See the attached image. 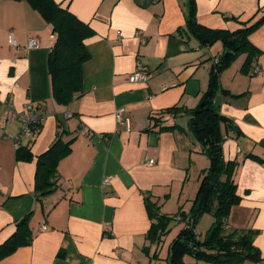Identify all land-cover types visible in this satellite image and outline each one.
<instances>
[{
	"label": "crops",
	"instance_id": "0c3cea01",
	"mask_svg": "<svg viewBox=\"0 0 264 264\" xmlns=\"http://www.w3.org/2000/svg\"><path fill=\"white\" fill-rule=\"evenodd\" d=\"M53 1L93 31L84 40L89 59L82 65L81 92L67 106L52 98L51 26L26 0H0V245L29 213L32 234L29 246L0 264H169L170 244L186 222L176 219L175 227L153 240L147 237L153 223L147 203L159 216H188L210 161L189 130V115L162 112L197 107L224 47L218 41L202 48L194 37L177 32L185 26L189 0ZM194 3L197 22L209 29L235 32L264 16V0ZM30 38L38 46L27 50ZM248 40L259 52L249 74L240 71L242 54L221 73L219 84L228 95L217 93L214 103L227 118L219 126L221 155L224 163L235 164L232 180L239 197L224 234L252 232L264 259V23ZM139 66L147 81L129 83L127 75ZM8 102L19 113L28 103L43 105L45 119L36 137L17 141L32 161H17V148L6 138L19 134V122L1 127ZM120 108L128 126L117 123ZM60 129L65 142L74 138L71 151L58 163L56 190L38 200L35 158ZM150 159L153 164H147ZM183 262L208 264L189 256Z\"/></svg>",
	"mask_w": 264,
	"mask_h": 264
},
{
	"label": "trees",
	"instance_id": "16d2710c",
	"mask_svg": "<svg viewBox=\"0 0 264 264\" xmlns=\"http://www.w3.org/2000/svg\"><path fill=\"white\" fill-rule=\"evenodd\" d=\"M26 2L51 26L54 43L48 54L47 70L51 81L52 98L58 105L67 106L81 92L82 65L89 59L84 40L91 37L93 31L53 0ZM263 23L264 16L253 25L244 24L243 28L235 32L209 29L197 22L194 0H189L185 26L177 30L179 34L186 33L194 37L202 48H209L220 41L224 52L210 67L207 90L196 108L183 110L173 107L162 112L189 115V130L210 161L209 168L203 172L190 213L188 216L180 213L179 218L186 222L187 227L170 244L171 264H184L183 257L187 255L208 264H256L264 261L259 250L253 246L252 232H243L240 235L224 234L225 221L231 208L238 203L239 197L236 195L232 180L235 164L224 163L221 155L222 136L219 126L221 123H227V118L219 113L214 103L217 93L228 95L219 84L221 73L242 54H246V59L240 71L249 74L252 62L259 52L249 42L248 36ZM155 126H158L157 122ZM174 128L175 126L160 127L159 131ZM64 133H66L64 130L59 131L50 147L35 158V195L38 200L53 193L57 188L58 163L70 153L74 141L73 138L65 142ZM15 154L17 161L29 162L34 159L26 147H18ZM249 157L257 160L255 156ZM147 209L153 220L147 237L154 240L163 235L171 219L159 216L155 207L149 203ZM203 213L212 214L214 222L205 238L200 239L195 233V226ZM30 215L31 213L19 220L15 225V232L0 245V261L20 247L31 244Z\"/></svg>",
	"mask_w": 264,
	"mask_h": 264
},
{
	"label": "built area",
	"instance_id": "2783aa9c",
	"mask_svg": "<svg viewBox=\"0 0 264 264\" xmlns=\"http://www.w3.org/2000/svg\"><path fill=\"white\" fill-rule=\"evenodd\" d=\"M9 42L13 47H16L17 44L12 38L11 34H9ZM119 35V34H118ZM38 46V42L35 38H30L28 40V43L26 44V49H34ZM216 62V61H215ZM253 74H258V70L254 69ZM148 79L147 73L144 71L142 67H137V69L127 75V81L131 84L135 83H144ZM124 110L122 108L118 109L116 111V120L118 125L120 126H128L129 121L127 119L123 118ZM67 117H70L69 114H67ZM45 119V112L42 105H34L31 103H28L24 106V109L22 112H15L11 109V105L8 102L6 106V110L3 113L2 121H1V127H4V124L6 122H12V121H18L20 124L19 128V134L18 135H10L6 134V138L10 139L14 142V146L18 148L17 141L19 140V137H25V138H31L34 134H37L40 126L42 125L43 121ZM154 160L150 159L148 160L147 164H153ZM108 179H105L103 184H106ZM177 220L179 219L176 218ZM45 229V227H43ZM199 236L197 235V238Z\"/></svg>",
	"mask_w": 264,
	"mask_h": 264
},
{
	"label": "rangeland",
	"instance_id": "374dc122",
	"mask_svg": "<svg viewBox=\"0 0 264 264\" xmlns=\"http://www.w3.org/2000/svg\"><path fill=\"white\" fill-rule=\"evenodd\" d=\"M218 42V41H217ZM220 42V41H219ZM216 43V42H215ZM214 43V44H215ZM221 44H222V42H220ZM213 44V45H214ZM212 45V46H213ZM238 57H240V56H238ZM237 57V58H238ZM236 58V59H237ZM236 59L225 69V70H227V69H229V68H231V66L234 64V62L236 61ZM224 70V71H225ZM43 106V105H42ZM62 123L64 124V122L62 121ZM36 137V134H34L31 138H30V140L31 141H33V139ZM27 139H29V138H27ZM178 209V208H177ZM177 211V210H176ZM180 213L181 212H178L175 216H173V214H172V216H168L167 218H170L171 220H170V222H169V224L167 225V227H168V229H170V225L172 224V226L173 227H175L176 225V222H177V220H176V218H178V217H180ZM213 221H214V218H213V216H212V214H210V213H203L202 215H201V217L199 218V220L197 221V223H196V226H195V233L199 236V238L200 239H204L205 238V236H206V234H207V231L209 230V228L211 227V225H212V223H213ZM174 224V225H173ZM167 229V228H166ZM168 229H167V231L166 232H168ZM171 241V239L169 240V242ZM188 256V255H187ZM190 257V256H189ZM187 260V259H186ZM169 261H171L170 259H169ZM192 262V261H191ZM194 262H195V259H194ZM165 264V263H164ZM168 264V263H167ZM169 264H171L170 262H169ZM184 264H187L186 262H184ZM195 264V263H194Z\"/></svg>",
	"mask_w": 264,
	"mask_h": 264
}]
</instances>
